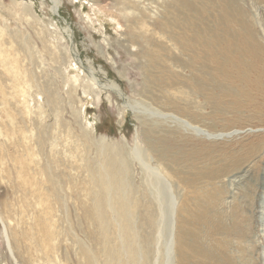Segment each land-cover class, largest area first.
<instances>
[{
  "label": "rangeland",
  "instance_id": "rangeland-1",
  "mask_svg": "<svg viewBox=\"0 0 264 264\" xmlns=\"http://www.w3.org/2000/svg\"><path fill=\"white\" fill-rule=\"evenodd\" d=\"M173 4L62 0L54 14L50 0H0V264H118L121 221L98 224L91 190L112 170L139 196L148 173L136 148L179 204L195 196L183 181L191 163L215 171L200 184L214 222L205 241L220 234L207 245L216 244L220 264H264V101L196 95L187 104L145 93L140 38L131 35L158 36ZM242 4L264 23L259 2ZM163 148L178 162L160 159ZM107 194L105 206L116 204Z\"/></svg>",
  "mask_w": 264,
  "mask_h": 264
},
{
  "label": "bare ground",
  "instance_id": "bare-ground-1",
  "mask_svg": "<svg viewBox=\"0 0 264 264\" xmlns=\"http://www.w3.org/2000/svg\"><path fill=\"white\" fill-rule=\"evenodd\" d=\"M50 1L52 12L58 14L62 0ZM255 2L262 5L260 10L264 15V0ZM160 21L158 36L148 32L131 35L133 40L140 38L139 54L145 60L140 66L144 70L148 85L145 93L149 97H162L169 102L182 100L187 104L196 95L216 103L224 102L226 98L231 99L233 104H240L242 98L247 101L260 99V105H263L264 23L250 14L242 0H176L175 5H167ZM112 84L118 87L117 83ZM173 87L175 91L169 90ZM167 151V148L159 150L158 157L178 162L177 155H167ZM134 155L148 173V184L138 197L135 196L137 198L131 196L123 183H117L112 170L99 174V178L94 179V189H88L95 192L98 208L96 221L103 229H107L115 217L121 221V245L111 255L112 261L117 257L118 264H220L218 247L214 243H206L209 237L219 234L214 228L216 226H213L211 236L206 237L205 241V229L212 227L214 222L210 217L213 214L210 215L206 210L208 208H203V199L210 193L206 187H200L202 180L215 178V171L198 166L199 169L191 163L189 171L184 172L183 181L194 190L195 196L184 198L179 204L171 182L159 168L146 162L139 148L134 150ZM112 192L116 204L106 207L102 195L108 193L111 196ZM192 205L201 209L194 210ZM107 208L113 209L112 217L108 215ZM218 228L220 230L221 227Z\"/></svg>",
  "mask_w": 264,
  "mask_h": 264
}]
</instances>
